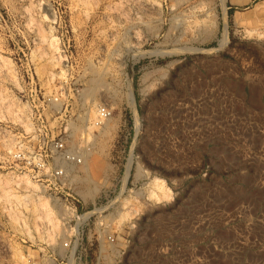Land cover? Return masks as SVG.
Masks as SVG:
<instances>
[{"label":"rangeland","instance_id":"1","mask_svg":"<svg viewBox=\"0 0 264 264\" xmlns=\"http://www.w3.org/2000/svg\"><path fill=\"white\" fill-rule=\"evenodd\" d=\"M0 264H264V0H0Z\"/></svg>","mask_w":264,"mask_h":264},{"label":"bare ground","instance_id":"2","mask_svg":"<svg viewBox=\"0 0 264 264\" xmlns=\"http://www.w3.org/2000/svg\"><path fill=\"white\" fill-rule=\"evenodd\" d=\"M91 70V69H90ZM96 72V71H95ZM102 76H104V75H102ZM95 77V76H94ZM98 80V79H97ZM99 81V80H98ZM102 83V82H101ZM97 81H94V82H91V83H89V87H88V89L87 90H85V91H87V92H83V93H85L84 94V96H83V98H84V100L85 99H88V98H91V96L94 94V92H96L95 91V89H96V86H97ZM100 85V84H99ZM130 90H131V88H130ZM83 98H82V100H83ZM129 98H130V101H131V104L134 106V104H133V97H132V90L129 92ZM83 100V101H84ZM54 105V104H53ZM82 104H80V106H81ZM55 111V110H54ZM90 115H91V117L93 116V114L89 111L88 113H85V115H83L82 117H80V118H78V120H77V125H72L70 128H71V135H74V134H77V132L79 131V129L80 128H82L83 126H81L83 123H85L86 121H88L89 123H90V121H91V119H93V118H91L90 119ZM94 117V116H93ZM98 117H96L95 119H97ZM89 119V120H88ZM108 120H109V118H108ZM94 121H96V120H94ZM105 122V121H104ZM104 122H103V124H104ZM93 123V124H92ZM91 123V125H90V127H92V126H94V122H92ZM95 123H97V122H95ZM107 124V123H106ZM104 126V125H103ZM105 127V126H104ZM99 128V127H98ZM90 129V128H89ZM99 130H101V131H103V127L101 128L100 127V129ZM107 134V133H106ZM88 135V134H87ZM90 138V137H89ZM71 142V141H70ZM75 142V141H74ZM94 147H95V145H94ZM97 149V148H96ZM101 149V148H100ZM93 152V151H92ZM81 160H82V164H80L79 165V168H78V170H81L82 171V173L84 174V172H87V165H86V156H84V154H82L81 155ZM98 166V165H97ZM95 167V166H94ZM77 168V167H76ZM74 169V168H73ZM72 169V170H73ZM129 169H130V162H129V164H128V166H127V171H126V177H127V175H128V173H129ZM71 170V169H70ZM75 171V170H74ZM97 172V171H96ZM68 173H70V172H68ZM72 175H74V174H72ZM71 175V176H72ZM73 179H74V177H72ZM71 179V178H70ZM81 181V180H80ZM83 181V180H82ZM156 183H155V185L158 187L159 186V184H157L158 182L157 181H155ZM81 184V183H80ZM81 187V186H80ZM94 188V187H93ZM92 190V189H91ZM84 191V190H83ZM87 191V190H86ZM96 192V189L95 190H93L92 191V193L93 192ZM82 192V191H81ZM91 194V192H90V190L88 191V193H87V196L88 195H90ZM92 195V194H91ZM83 197V196H82ZM85 197H86V195H85ZM45 205V204H44ZM49 205V204H48ZM50 207H52L51 205H50ZM57 212V211H56ZM51 213V212H50ZM75 254V253H74ZM102 256H104V255H102Z\"/></svg>","mask_w":264,"mask_h":264},{"label":"built area","instance_id":"3","mask_svg":"<svg viewBox=\"0 0 264 264\" xmlns=\"http://www.w3.org/2000/svg\"><path fill=\"white\" fill-rule=\"evenodd\" d=\"M97 117H98V120L96 122L99 124L102 121H105L106 119H108L109 115H108V112L105 111V109H101ZM57 148H59L58 150L60 152L57 150ZM57 148H54L53 152L57 153L56 155H58L59 158H61V162L57 163L58 165L54 166L53 170H55V176L58 178V180H61V183H62V181L64 182V179L66 177L65 171H70V168L67 167V165L68 166L74 165V167H76L82 164V160H81V157L79 156L80 154H75L74 153L75 151H72L70 148L66 149V151L62 147H57ZM79 219L80 221H82L83 218L80 217Z\"/></svg>","mask_w":264,"mask_h":264}]
</instances>
